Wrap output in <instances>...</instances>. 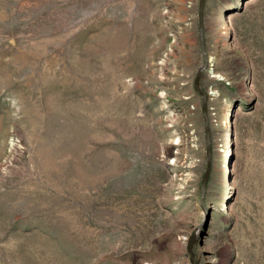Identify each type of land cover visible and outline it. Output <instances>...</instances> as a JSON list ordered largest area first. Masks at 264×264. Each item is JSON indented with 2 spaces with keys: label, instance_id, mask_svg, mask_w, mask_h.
<instances>
[{
  "label": "rangeland",
  "instance_id": "374dc122",
  "mask_svg": "<svg viewBox=\"0 0 264 264\" xmlns=\"http://www.w3.org/2000/svg\"><path fill=\"white\" fill-rule=\"evenodd\" d=\"M199 5L0 0V264H264V0Z\"/></svg>",
  "mask_w": 264,
  "mask_h": 264
},
{
  "label": "water",
  "instance_id": "95a60500",
  "mask_svg": "<svg viewBox=\"0 0 264 264\" xmlns=\"http://www.w3.org/2000/svg\"><path fill=\"white\" fill-rule=\"evenodd\" d=\"M202 5H203V0H200V5H199V11L200 12H201ZM208 173H209V166L207 167L205 173L202 176V181H201L202 187H204V185L206 183V180H207V177H208Z\"/></svg>",
  "mask_w": 264,
  "mask_h": 264
},
{
  "label": "bare ground",
  "instance_id": "6f19581e",
  "mask_svg": "<svg viewBox=\"0 0 264 264\" xmlns=\"http://www.w3.org/2000/svg\"><path fill=\"white\" fill-rule=\"evenodd\" d=\"M225 23H226V22H225ZM225 23H224V24H225ZM227 27H228V26H223L221 29H223V30L225 29L224 31H226Z\"/></svg>",
  "mask_w": 264,
  "mask_h": 264
}]
</instances>
